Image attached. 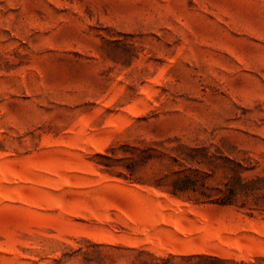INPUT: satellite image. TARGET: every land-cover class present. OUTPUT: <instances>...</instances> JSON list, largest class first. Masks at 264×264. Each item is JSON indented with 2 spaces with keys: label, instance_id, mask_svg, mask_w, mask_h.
I'll list each match as a JSON object with an SVG mask.
<instances>
[{
  "label": "rangeland",
  "instance_id": "rangeland-1",
  "mask_svg": "<svg viewBox=\"0 0 264 264\" xmlns=\"http://www.w3.org/2000/svg\"><path fill=\"white\" fill-rule=\"evenodd\" d=\"M0 264H264V0H0Z\"/></svg>",
  "mask_w": 264,
  "mask_h": 264
},
{
  "label": "trees",
  "instance_id": "trees-1",
  "mask_svg": "<svg viewBox=\"0 0 264 264\" xmlns=\"http://www.w3.org/2000/svg\"><path fill=\"white\" fill-rule=\"evenodd\" d=\"M188 178V177H187ZM238 178L240 179V180H242L239 176H238ZM189 179V178H188ZM177 189L179 190V191H185L187 188H174V190H173V192L175 193L176 191H177Z\"/></svg>",
  "mask_w": 264,
  "mask_h": 264
}]
</instances>
